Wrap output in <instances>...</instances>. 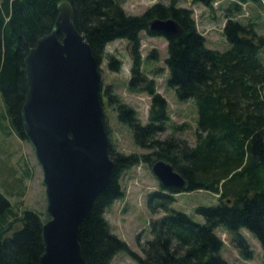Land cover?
<instances>
[{
	"label": "trees",
	"instance_id": "trees-1",
	"mask_svg": "<svg viewBox=\"0 0 264 264\" xmlns=\"http://www.w3.org/2000/svg\"><path fill=\"white\" fill-rule=\"evenodd\" d=\"M63 1L70 3L75 26L98 62L107 43L129 41L133 64L128 86L151 96L145 124L131 106L116 100L118 119L131 129L135 143L149 153L124 154L108 144L114 171L89 217L80 224L84 264H109L116 252L127 249L110 230L105 211L123 196L121 174L140 161L152 165L156 160L170 163L186 185H160L148 194L151 212L164 213L150 222L151 238L141 244L143 257L133 255L139 264H230L221 255L223 241L215 233L218 227L228 233L231 244L245 258L253 252L240 230L251 232L264 255V61L260 55L264 34H258L252 23L229 18L223 26L229 47L221 51L205 45L190 10L174 0L156 2L139 15L126 13L121 0H0V94L5 114L22 139L20 114L26 96L23 61L37 39L52 29L57 5ZM259 1L264 8V0ZM153 18H173L184 30L177 36L151 32L148 21ZM142 31L167 39V85L179 100L191 99L195 104L192 144L174 133L156 138L169 119L168 104L156 92L154 81L140 69ZM109 57L113 68L116 61ZM195 190L218 194L215 204L196 208L203 223L170 207L175 193ZM43 221L33 210L18 215L0 193V264H38L43 252Z\"/></svg>",
	"mask_w": 264,
	"mask_h": 264
},
{
	"label": "rangeland",
	"instance_id": "rangeland-1",
	"mask_svg": "<svg viewBox=\"0 0 264 264\" xmlns=\"http://www.w3.org/2000/svg\"><path fill=\"white\" fill-rule=\"evenodd\" d=\"M170 0H121L128 14L139 15L156 2L168 3ZM175 3L190 10L197 31L204 37L208 48L225 50L229 47L223 26L232 18L244 24L252 23L258 34H264V8L259 0H174ZM131 45L127 39H116L106 44L105 54L99 61L101 78V102L103 120L108 141L115 151L124 154H146L148 149L139 147L131 129L118 119L115 110L116 100L131 106L141 123L148 122L151 96L144 91L130 90L128 81L133 64ZM153 53V55H152ZM116 63L110 66V56ZM140 69L147 79L154 81L155 90L168 104L169 119L164 128L157 132L156 138L164 139L174 133L189 143L195 141L196 109L191 99L179 100L174 89L167 85L169 71L167 39L163 35L140 33ZM151 55V56H150ZM264 61V49L261 50ZM150 56V57H149ZM111 96V97H110ZM43 174L38 165L34 150L25 138L14 131L3 105L0 94V193L13 205L20 215L24 210H33L45 219L46 196L42 184ZM123 196L116 199L105 211L110 230L125 242L127 249L114 254L109 264H139L133 256L143 257L141 244L151 238L150 222L164 212L152 213L147 204L150 192L160 189V182L154 175L149 162L140 161L125 170L120 176ZM218 194L206 190L181 191L174 194L170 207L187 213L193 220L203 223L204 219L196 212L201 205H213ZM19 224L16 225L18 227ZM245 236L252 250L250 258L243 257L231 244V238L221 227L215 233L223 241L222 257L230 264H264L261 244L246 229Z\"/></svg>",
	"mask_w": 264,
	"mask_h": 264
},
{
	"label": "water",
	"instance_id": "water-1",
	"mask_svg": "<svg viewBox=\"0 0 264 264\" xmlns=\"http://www.w3.org/2000/svg\"><path fill=\"white\" fill-rule=\"evenodd\" d=\"M57 8L54 26L24 58L26 96L20 115L46 196L38 264H84L80 224L109 183L115 163L108 154L99 62L75 26L70 3ZM148 28L176 36L184 30L173 18L150 19ZM151 169L164 187L186 185L164 160L154 161Z\"/></svg>",
	"mask_w": 264,
	"mask_h": 264
},
{
	"label": "flooded vegetation",
	"instance_id": "flooded-vegetation-1",
	"mask_svg": "<svg viewBox=\"0 0 264 264\" xmlns=\"http://www.w3.org/2000/svg\"><path fill=\"white\" fill-rule=\"evenodd\" d=\"M41 217H42V216H41ZM42 219L44 220V221H43V223H44V222L47 220L46 215H45V219H44L43 217H42ZM43 223H42V224H43Z\"/></svg>",
	"mask_w": 264,
	"mask_h": 264
}]
</instances>
